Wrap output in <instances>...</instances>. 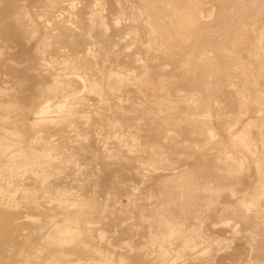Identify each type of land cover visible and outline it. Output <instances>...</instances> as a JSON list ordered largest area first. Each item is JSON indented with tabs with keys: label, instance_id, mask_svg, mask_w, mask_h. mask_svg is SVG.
Returning a JSON list of instances; mask_svg holds the SVG:
<instances>
[{
	"label": "rangeland",
	"instance_id": "374dc122",
	"mask_svg": "<svg viewBox=\"0 0 264 264\" xmlns=\"http://www.w3.org/2000/svg\"><path fill=\"white\" fill-rule=\"evenodd\" d=\"M50 1L0 0V123L18 117L20 107L12 101L31 93L20 92L18 83L34 87L43 71L38 61L11 59L19 47L10 32L23 30L17 36H28L29 47L46 43L61 52L59 71L63 53L83 49L93 64L130 73V79L118 96L106 91L109 99L101 104L90 87L76 86L90 102L78 112L84 122L71 121L64 140L53 131L37 141L44 145L50 136L59 143L52 166L44 157L31 163L50 166L54 185L19 174L23 188L16 199L28 210L21 196L32 195L42 207L31 212L44 218L41 210L52 206L56 217L38 227L45 238L24 251L38 244L41 263L60 250L67 264H162L164 256L168 264H264V0H192L156 25L164 36L155 42L153 19L114 15L109 0ZM67 94L51 101L75 99ZM97 111L118 112L122 122L99 121ZM13 123L0 136L6 143L1 153L17 147L19 136H29ZM83 146L90 151L80 152ZM26 153L21 149L20 157ZM9 162L23 169L18 156ZM172 166H178L174 173ZM12 179L0 174V191L12 194ZM59 190L68 202L55 206ZM13 216L5 210L0 221ZM167 218L170 229H204L193 256L181 249L183 233L169 235L162 224ZM25 230L19 238L25 239Z\"/></svg>",
	"mask_w": 264,
	"mask_h": 264
},
{
	"label": "bare ground",
	"instance_id": "6f19581e",
	"mask_svg": "<svg viewBox=\"0 0 264 264\" xmlns=\"http://www.w3.org/2000/svg\"><path fill=\"white\" fill-rule=\"evenodd\" d=\"M42 1H44V0H42ZM53 1H55V0H53ZM60 1H63V0H57L55 3L57 4ZM45 2H42V3H45ZM64 2H62V3H64ZM108 2H111L112 4L115 5L114 15H118L121 18L124 15L133 13L136 15L138 14L140 16H142V15L148 16V18L153 19L152 23L149 25L150 28H152L151 32H153L151 34L150 38H151V40H153L155 42V41H159L161 39V36L162 37L164 36L163 30L154 29V28H158V26L156 27V25L163 23L164 22L163 19L166 18L169 14H171V12L176 11L177 9H180L181 7L184 8L186 6V4L192 2V0H109ZM62 3H61V5H62ZM74 3H75V1H74ZM50 5L51 4H49V6ZM70 5L73 6V4H70ZM51 9H52V7H51ZM54 9H56V8H54ZM54 9H53V11H55ZM188 9H189V7H188ZM56 11H58V10L56 9ZM55 12H53V13H55ZM56 14H58V13H56ZM118 16L116 17L117 20H119ZM172 20H173V18H172ZM17 21L19 23V19ZM6 22L7 23L9 22V20L7 18H6ZM98 22H99V20H98ZM12 25H15V24L12 23ZM21 31H23V30H21ZM21 31L16 32V34L10 32V35L12 37H14L13 42L15 41L16 45H18V47H19L16 52L13 51L14 54L11 56V59H14L17 57H22V58H25L27 60H31L32 62L38 61L40 63L39 67H41V69L43 71H40L39 76H40V74H42L41 75L42 77L38 78L34 87H30L29 84H25L22 82L18 83L19 87L21 89L20 92L25 91V89L26 90L31 89V93H30V95H23V96H25V99H23V100H20V98H19V100H16V101L13 100L14 102L12 101V103L14 105L16 104L17 106L20 107V111H19L20 115L18 117L13 118V119H9L4 123L3 122L0 123V125H1L0 126V136H3V135H1L2 132L5 129L10 127V125L8 124L10 122H14L17 126L19 125V129L23 128L20 131V133H22V131H23L24 134L27 133L29 135V136H25L22 138H20V136H19V139H18L19 143H17L18 146L12 148L11 149L12 151L10 153L5 154V153L0 152V174H2V173L8 174L10 176V179H12V177H14V179H12V180L15 182V186H14L15 191L12 194H7V193H4L3 191H0V212H3L5 210H9V211L11 210L12 214L14 215L13 217H11V219L0 221V264H67V262H68V260L66 259L67 254L65 252L60 251V250L58 252H55L58 254V256L57 255L56 256L55 255H49L45 258V261L43 263H41L42 250L38 244L31 245V246H33V248L31 250H28L26 252L24 251L25 247L28 246L29 244H31L33 241H35V240L40 241V240H43L45 238V236H44L45 230L44 229L38 230V227L46 225V223H48L51 220V218L56 217L55 216L56 213H54L52 206L49 207V209H46L48 212H46V210H43V211L41 210V213H44V218H41V216L39 217L38 213H36V212H31L37 208H41L42 203L40 202V200H35V198L32 195H28V194L21 196L22 199L19 197L21 199V202L28 208V210H26V209L24 210V209H21L18 207V204L20 201H17L16 195L19 191V188H23V183L19 180V174H24V173L27 174L28 173V174L35 176L37 183H39L40 185H45V186L54 185V181H51V179L48 177V174H47V170H50L49 169L50 166L47 168L46 167H36L31 163H33V160L36 157H38V158L44 157L47 159L49 164H51V166H52V162L55 160V158H57V156H55V154L52 150L55 147L56 148L59 147L57 145L58 142L55 143L53 140L48 139L50 136L47 138V140H46L47 142L44 145H39L40 143L38 144L37 141L42 139V138H46V135H49V134L51 135V133L53 131L58 132V134L61 136V139L64 140L66 138V133L68 130L67 127L71 123V121L73 123V121L75 119L77 120L78 118L81 119L84 117V115L78 114V112L81 110L82 107L88 106L90 104V102L87 101V99L85 98V96L83 94L81 95L78 93V89L76 86H78V85L80 86L81 84L83 86V84H84V86H88V88L90 87L91 91L93 90V92L98 94V100L100 101V104H101V102H106L109 99L108 96L105 94L106 91H108L107 93L110 92L109 95H112V97L119 95L118 91L121 89L123 84L124 85L126 84L127 79L128 78L130 79V76H129L130 73L126 74L125 72H114L113 70L112 71L111 70H109V71L103 70V68H102L103 66L99 67L96 64H93L91 62V59L88 57V55L84 54L82 52L83 49L82 50L76 49V50L71 51V52L63 53V55L66 56V59L64 58L65 59L64 60L65 65L63 67L64 70L59 71V70H57L58 68L55 64V61L58 59L57 57L61 58V56H59L61 54V52L59 54V51H57L55 48H52L51 45L43 43L44 45L39 44V45L34 46V48L37 49L38 52L33 53V50H32L33 47L27 46L29 41H30V39L27 38L28 36L25 35L27 37L26 38L24 37V39L17 36V35H20V33H22ZM19 40H22L25 43L20 45L19 42H21V41H19ZM71 43H73V42H71ZM35 49H34V51H36ZM89 51L90 50H88V54H89ZM8 55H10V54H8ZM90 55H92V54H90ZM0 62L2 63L3 61L1 60ZM11 62H13V61L11 60ZM15 68L16 67H14L12 69V72L17 74L18 70H16ZM33 73L35 74V72H33ZM14 76H16V78H18V75H14ZM35 78H34V80L36 81ZM18 79H20V78H18ZM104 80H106V82H104ZM142 80L143 79H141V77L140 78L135 77V79H134V81H136L135 83H138V82L144 83V80L143 81ZM142 87H143V85H142ZM140 88H141V86H140ZM137 89H139V87ZM80 90H82V89H80ZM25 93H27V92H23L22 94H25ZM66 93H70L71 95H74L72 97H74L75 99L69 100L68 98H69L70 94L69 95L67 94L68 97L67 96L66 97L68 100H66V101H63L61 103H54L51 101V99L53 97H58V99H59V96L62 97V95L66 94ZM22 94H20V95H22ZM157 94H155V95L158 96ZM171 101H172V99H171ZM164 102H166V99ZM118 105H120V104H118ZM171 106H172V104H171ZM120 109H122V108L120 107ZM96 113L98 115L99 121H102V122L103 121H109L110 123H113V124L114 123L117 124V123L122 122V118L118 112H116L114 115H108L109 113L105 114L104 112H100V111H97ZM93 114L95 115L94 112H93ZM124 116H126V115H124ZM166 117H168V116H166ZM84 120H86V119H84ZM89 121H88V123H89ZM94 123H95V120H94ZM20 126L22 128H20ZM70 126L72 127L73 125H70ZM122 139H123V137H122ZM5 144L6 143L4 142V139L2 137L1 142H0V150L2 148V145L5 146ZM61 147H65L64 151H65V149H67L66 144H64V143L62 144ZM24 148H27V150H29V154L26 153L25 156L20 157L21 149H24ZM88 151H90V150L87 148V146H83L82 149H80V152L87 153ZM17 156L23 162L22 163L23 169L20 168V166H16V164L9 162L10 158L17 157ZM63 159L64 158H61L62 161L60 163L64 162ZM91 166H92V164H91ZM177 168H178V166H172L169 168V170H172V172L174 173L177 171ZM59 169H60L59 172L64 171V169H65L64 165L60 164ZM12 180H10V181H12ZM54 196H55V200L53 201V204L55 206L67 204L68 198H66V192L64 190H59L58 193L54 194ZM22 203H21V205H22ZM22 213H23V215H22ZM30 214H31V217H29V219L24 218ZM81 221H83V219ZM162 224H164V226L169 227V235H173L176 232L177 233H183L185 235V238H186L185 244L183 245V247H181V249L184 252L188 251L187 253L188 254L190 253L193 256L194 251L198 250L197 245H198L199 236L196 237V235H198V234L200 235V234L204 233L205 232L204 229L200 226L196 227V226H193L190 224H188L184 228L174 230V228L172 227L170 229L171 219H168V218H167L166 222L165 223L162 222ZM20 229H22V230L26 229L25 231H28V232H25L27 234V235L25 234L26 236L23 234V236H25L24 237L25 239H21L22 237L21 238L18 237V235L20 233ZM3 232L7 233L11 236V239L9 241L4 240L2 238V236L6 237L3 234ZM208 237H209V235H208ZM164 240H167V238H164ZM199 240H201V239H199ZM2 241H4L3 245H1ZM5 246H8V247L5 248ZM80 250H81V252H84L83 249H80ZM167 250H168V248L166 249V251ZM36 253H38L39 255H36ZM190 254H189V256H190ZM17 256H18V258H17ZM197 256L198 255L196 254V257ZM167 258L168 257L164 256L162 264H168Z\"/></svg>",
	"mask_w": 264,
	"mask_h": 264
}]
</instances>
